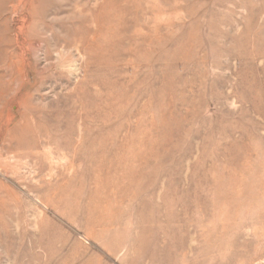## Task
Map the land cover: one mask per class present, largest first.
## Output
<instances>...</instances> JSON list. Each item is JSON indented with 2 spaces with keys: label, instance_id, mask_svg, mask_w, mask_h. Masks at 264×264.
Returning <instances> with one entry per match:
<instances>
[{
  "label": "rangeland",
  "instance_id": "1",
  "mask_svg": "<svg viewBox=\"0 0 264 264\" xmlns=\"http://www.w3.org/2000/svg\"><path fill=\"white\" fill-rule=\"evenodd\" d=\"M0 264H264V0H0Z\"/></svg>",
  "mask_w": 264,
  "mask_h": 264
},
{
  "label": "bare ground",
  "instance_id": "2",
  "mask_svg": "<svg viewBox=\"0 0 264 264\" xmlns=\"http://www.w3.org/2000/svg\"><path fill=\"white\" fill-rule=\"evenodd\" d=\"M19 4V3H18ZM10 8V7H9ZM126 159V158H125ZM5 172V171H4ZM216 181V180H215ZM222 187V186H221ZM203 188V187H202ZM199 207V206H198ZM184 209V208H183ZM221 215V214H220ZM185 217V216H184ZM171 218V217H170ZM197 220H198V218H197ZM197 222V221H196ZM202 225V224H201ZM141 244V243H140ZM19 247V246H18ZM18 249V248H17Z\"/></svg>",
  "mask_w": 264,
  "mask_h": 264
}]
</instances>
